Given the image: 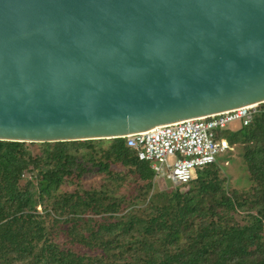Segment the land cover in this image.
Masks as SVG:
<instances>
[{
    "label": "water",
    "instance_id": "obj_1",
    "mask_svg": "<svg viewBox=\"0 0 264 264\" xmlns=\"http://www.w3.org/2000/svg\"><path fill=\"white\" fill-rule=\"evenodd\" d=\"M264 104V0H0V141L125 138Z\"/></svg>",
    "mask_w": 264,
    "mask_h": 264
},
{
    "label": "trees",
    "instance_id": "obj_2",
    "mask_svg": "<svg viewBox=\"0 0 264 264\" xmlns=\"http://www.w3.org/2000/svg\"><path fill=\"white\" fill-rule=\"evenodd\" d=\"M261 107L184 189L123 138L0 141V264H264Z\"/></svg>",
    "mask_w": 264,
    "mask_h": 264
},
{
    "label": "built area",
    "instance_id": "obj_3",
    "mask_svg": "<svg viewBox=\"0 0 264 264\" xmlns=\"http://www.w3.org/2000/svg\"><path fill=\"white\" fill-rule=\"evenodd\" d=\"M261 105H248L217 115L159 126L123 139L136 151L140 161L152 165L157 175L166 169V181L185 185L191 181L194 171L218 163V156L226 155L232 149L216 131L236 121L248 126L253 116L259 114Z\"/></svg>",
    "mask_w": 264,
    "mask_h": 264
},
{
    "label": "rangeland",
    "instance_id": "obj_4",
    "mask_svg": "<svg viewBox=\"0 0 264 264\" xmlns=\"http://www.w3.org/2000/svg\"><path fill=\"white\" fill-rule=\"evenodd\" d=\"M240 125H241V122L236 121V122L229 124L225 129H219L216 132L219 134L220 138L227 140L229 145L231 146L229 141H230L233 133H235L236 131L239 130ZM232 150L234 151V157H237V155L239 153L238 150L235 148H233ZM229 159H230V157H228V155H221V156H218L217 161H218V163H221L226 168V167L230 166ZM169 162L171 163L172 160L170 159ZM165 176H166V169H163L155 178V182L157 183V185L159 184V185H161V187H163V186L168 184L169 181H166ZM101 182L102 181L99 177L92 176V177H88L87 179H85L84 184L86 187H98V186H100ZM172 186L184 189V185H179L177 183H175V184L172 183ZM127 191H128V188H126V187L120 189V193H124Z\"/></svg>",
    "mask_w": 264,
    "mask_h": 264
},
{
    "label": "crops",
    "instance_id": "obj_5",
    "mask_svg": "<svg viewBox=\"0 0 264 264\" xmlns=\"http://www.w3.org/2000/svg\"><path fill=\"white\" fill-rule=\"evenodd\" d=\"M261 106H262V105H261ZM261 106H260V107H261ZM261 112H262V110H261V108H260V112H259V113H261ZM256 115H257V114H255V115L253 116L252 122H253L254 117H255ZM252 122H251L250 124H252ZM241 124H243V122H241ZM250 124H249V125H250ZM243 125H244V124H243ZM249 125H248V126H249ZM244 126H245V125H244Z\"/></svg>",
    "mask_w": 264,
    "mask_h": 264
}]
</instances>
